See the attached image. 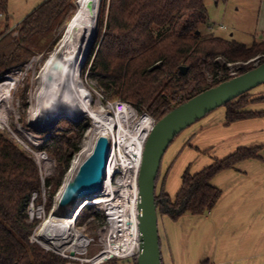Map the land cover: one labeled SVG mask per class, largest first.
Masks as SVG:
<instances>
[{
  "label": "trees",
  "instance_id": "trees-1",
  "mask_svg": "<svg viewBox=\"0 0 264 264\" xmlns=\"http://www.w3.org/2000/svg\"><path fill=\"white\" fill-rule=\"evenodd\" d=\"M8 3L0 0V15L7 14ZM74 3L42 0L15 27H6L0 33V76L29 59L35 49L41 50L33 46L34 38L57 34L55 43L75 11ZM211 29L205 0H101L87 71L111 99L130 104L139 115L147 114L157 122L195 95L230 80L228 64L243 74L254 68L256 61L264 63V37L247 46L215 36ZM181 66L187 68L185 75L179 73ZM220 74L219 81L207 82L206 76L217 78ZM252 104H264V96L253 97L248 92L219 107L224 109L225 124L264 116V111L249 109ZM82 131L76 133L77 142ZM76 148V144L55 138L43 147L57 158L59 167L56 176L46 179L47 211L61 187L62 166ZM258 151V147H240L194 173L187 167L173 197L157 187L159 167L154 197L158 216L177 221L186 214L208 213L221 194L212 186V178L244 160L260 159ZM41 187L34 160L0 131V264L68 263L29 241L36 222L29 223L27 208L34 193L41 195ZM132 259L136 262L137 256ZM112 260L116 259L107 262Z\"/></svg>",
  "mask_w": 264,
  "mask_h": 264
},
{
  "label": "bare ground",
  "instance_id": "bare-ground-1",
  "mask_svg": "<svg viewBox=\"0 0 264 264\" xmlns=\"http://www.w3.org/2000/svg\"><path fill=\"white\" fill-rule=\"evenodd\" d=\"M100 3L101 0H75L74 13L65 24L38 72L37 88L31 96L29 120L33 123L46 124L57 116L80 118L82 115L90 120V125L80 143V149L71 163L64 186L72 180L81 161L91 153L97 137L112 138L114 143L118 139V153L114 154L119 155V161L123 166L121 187L117 194L110 184L111 165L115 163L112 149H110L102 191L81 199H73L69 204L57 207L55 202L58 201L62 188L54 198L53 213L38 235L56 245L67 242L65 241L67 238L69 241L64 243V246L72 245L71 242L79 243L80 246L86 245L87 237H82L74 228L70 231V226L75 224L81 212V206L88 201L91 204L101 205V209L111 213L112 228L115 230L114 233L119 235L117 241L119 248L126 251L135 244L136 230L139 228L137 218L139 195L135 174L138 173L143 142L151 128V120L145 115L136 117L134 110L127 106L120 110L119 114L113 115L100 104L90 107L86 102L87 88L81 77H77V68L95 33ZM37 62V58L34 59L28 68L34 69ZM14 85L16 83L12 78H6L0 83V103L11 98ZM134 119L136 121L133 122ZM65 227H69V230L64 229ZM55 235H58L57 238ZM104 255L99 258H103ZM99 258L88 260V262L95 264Z\"/></svg>",
  "mask_w": 264,
  "mask_h": 264
},
{
  "label": "crops",
  "instance_id": "crops-1",
  "mask_svg": "<svg viewBox=\"0 0 264 264\" xmlns=\"http://www.w3.org/2000/svg\"><path fill=\"white\" fill-rule=\"evenodd\" d=\"M259 10L258 22L264 27V0ZM260 96L264 95L253 97ZM260 105L264 104H252L249 109L264 111ZM221 109L192 124L169 146L160 164L157 187L170 197L177 193L181 175L174 173V166L188 148H214L219 155L214 159H222L237 148L258 147L260 159L244 160L212 178V186L221 194L208 213L186 214L177 221L158 216L161 264H200L204 260L210 264H264V116L225 124Z\"/></svg>",
  "mask_w": 264,
  "mask_h": 264
},
{
  "label": "rangeland",
  "instance_id": "rangeland-1",
  "mask_svg": "<svg viewBox=\"0 0 264 264\" xmlns=\"http://www.w3.org/2000/svg\"><path fill=\"white\" fill-rule=\"evenodd\" d=\"M41 1L42 0H9L8 13L0 16V33L4 32L6 27H15L33 8L40 4ZM261 1L262 0H225L222 2L220 0H205L209 23L213 26V29L211 30L212 34L234 40L235 42L247 46L251 45L254 39H262L264 27L260 26L258 22ZM56 36L57 34L54 36L49 35L34 38L33 46L39 49L41 48V50L37 51L34 48L36 52H33L29 59L10 67L0 76V83L6 80V78H12L14 83H16L12 89L11 98L0 103V131L7 139L15 141L26 150L29 156L34 160L39 171L42 186L41 195L38 197L36 193L33 194V206L29 205L30 209H28V206L27 215L32 219V222H36L33 230V237L40 243H42V240L38 239L37 233L42 230L43 225L53 213L54 198L61 188L60 187L55 196H53L52 207L47 211L45 205L48 198V188L45 185L46 179L56 176L59 167L57 158L49 154L43 149V147L49 145L51 139L54 138L60 139V141L61 139H65L71 145H77L76 152L68 154L71 157L69 158L67 165L64 166L63 164L62 166V168L65 169L61 183L62 186L70 170L71 163L80 149V143L84 134L90 125V120L85 115H82L80 118L57 116L49 120L46 124L40 122L33 123L29 120V113L32 106L31 96L35 93L37 88L36 78L38 72L45 63L48 54L56 43L53 42V40L56 39ZM13 37H16V34H13ZM90 49L91 47L89 48L88 45L83 60L80 65H78L77 77H81L87 88L86 102L88 105L94 107L96 104H100V106L107 108V110L112 113L111 106L118 99H111L110 94L105 92L98 85L97 78H92L87 71ZM36 58L38 60L36 67L34 69H29V64ZM235 67L236 66H231L230 71H233ZM210 79H212L210 76H206L207 82ZM250 94L252 96L260 94L264 95V85L254 89ZM180 96H182V94H180ZM260 106V108L264 107V105ZM134 121H136V119H134L133 122ZM81 128L83 131L77 142L76 133ZM181 135L183 134H179L172 143L178 142L182 137ZM188 149L189 152L186 151L183 153L174 166V173L178 172L179 176H182V173L187 167L190 168V172L194 173L210 164L214 158L219 156L214 148H211L208 151H199L195 148ZM63 150L68 153L67 146L63 147ZM42 179H44V181H42ZM117 191H119V189ZM88 203L89 202H87V204L84 203L85 205L81 209L79 216L76 218L74 228V230L87 234L95 240L87 248L86 256L82 257L84 259L90 258L95 252H98L101 249V243L96 240L94 231L100 226L102 219H104L103 213L105 211L100 208L101 205H91V203ZM29 223L31 222L29 221ZM86 245H83L82 247L84 248ZM136 262L131 258L124 260L116 259L111 262H105L104 264H135Z\"/></svg>",
  "mask_w": 264,
  "mask_h": 264
},
{
  "label": "water",
  "instance_id": "water-1",
  "mask_svg": "<svg viewBox=\"0 0 264 264\" xmlns=\"http://www.w3.org/2000/svg\"><path fill=\"white\" fill-rule=\"evenodd\" d=\"M96 32L97 27L89 48L96 37ZM186 71V67H179L181 75H185ZM263 84L264 63H261L243 74L195 95L155 122L144 142L138 171L140 235L137 264H161L158 214L154 199L155 181L162 158L172 140L208 113ZM108 157V141L105 137L99 136L95 140L91 153L79 164L72 180L65 186L64 183L62 184L58 193L63 189L55 205L63 207L73 199H81L102 191Z\"/></svg>",
  "mask_w": 264,
  "mask_h": 264
},
{
  "label": "built area",
  "instance_id": "built-area-1",
  "mask_svg": "<svg viewBox=\"0 0 264 264\" xmlns=\"http://www.w3.org/2000/svg\"><path fill=\"white\" fill-rule=\"evenodd\" d=\"M2 16V15H0ZM258 65V61L255 62L254 66H257ZM227 68L229 69V71L231 70V66L228 64L227 65ZM223 74H220L217 78H212L208 81V83H211L213 81H219L223 76ZM240 75L238 73V71L236 70H233V71H230L228 72V76L229 77H235V76H238ZM209 76V75H208ZM129 107L131 109L134 110L135 114L137 116H141V115H145L147 116L150 120H151V128L150 130L148 131L145 139H144V142L148 136V134L150 133L152 127L154 126L155 124V121L149 117L147 114H141L139 115L136 110L128 103H125L123 101H115L113 103V105L111 106L112 108V113L114 115H117L119 114V111L120 110H123L124 107ZM107 141H108V144H109V150L112 149V152H113V156H114V159H115V163H113L111 166V181H110V184L113 186V189L115 190V192H117V194H119V192L117 191L120 187H121V184H120V178L122 177V174H123V166H122V162L119 161V155L115 156V152L118 153V139H116L115 141L117 142H113V139L111 138H107ZM144 142H143V145H144ZM141 160V158H140ZM141 162V161H140ZM108 163V162H107ZM139 171V167L137 169ZM137 171V172H138ZM136 175V178L138 179V173L135 174ZM137 179H136V183H137ZM42 181H44V179H42ZM104 186V185H103ZM33 201H34V198L31 199L30 201V204L29 205H32L33 206ZM88 202V201H86ZM89 204V203H88ZM28 205V206H29ZM85 204L83 203V205L81 206V209L83 208ZM91 205H94V204H91ZM31 206V207H32ZM30 209V206L29 208ZM104 211V210H103ZM104 219H102L101 221V224L100 226L94 231L95 232V235H96V240L98 242L101 243V249L98 251V252H95L90 258H82L83 256L85 257L86 256V253H87V248L89 247V245H91V243L94 240L93 237H89L87 234H83V233H80V231H77L82 237L85 236V238L87 237V245L84 246V248L82 246L79 245V243H72V245H67V246H64V243H67L69 241V239L67 238L65 241L67 242H64V243H60V244H53L51 241H48V240H45V239H42L38 233L40 231H38L37 233V237L38 239H41L42 240V243L38 242L36 239H34L33 237V234L34 232H32V234L29 236V241L30 243H36L38 245H40L46 252H52V253H55L56 255L60 256V257H63L65 259L68 260V263L67 264H94L93 262H88V260H95L97 258H99L100 256H102L103 254L104 257L103 258H99L98 260H96L95 264H104L105 262L111 260V259H119V260H124V259H130V258H133L135 256H137L138 254V249H139V228H137L136 230V235H135V244L132 245L131 249L130 250H123V248H119V244H118V238H119V235L117 236V234H115V230H113L112 228V217H111V213H109V211H104ZM139 215V213H138ZM138 215H137V218H138ZM29 216V215H28ZM50 216V215H49ZM48 216V217H49ZM32 219L29 218V221H31ZM76 221V220H75ZM73 228H75V224H72L70 226V231L73 230ZM64 229H67L69 230V227H65ZM108 229V230H107ZM58 235H55V237L57 238ZM120 238H123V237H120ZM59 239V238H58ZM57 239V241H58ZM70 243V244H71ZM123 243V241H122Z\"/></svg>",
  "mask_w": 264,
  "mask_h": 264
}]
</instances>
